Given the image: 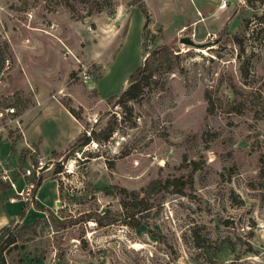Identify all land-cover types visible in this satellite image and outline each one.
<instances>
[{
  "label": "rangeland",
  "instance_id": "374dc122",
  "mask_svg": "<svg viewBox=\"0 0 264 264\" xmlns=\"http://www.w3.org/2000/svg\"><path fill=\"white\" fill-rule=\"evenodd\" d=\"M70 1L0 0V124L11 140L0 172L20 188L22 166L43 156L20 140L38 97L80 106L84 135L94 112L93 130L113 127L43 156L57 198L48 183L44 205L17 194L10 264H264V0H113L99 11ZM164 42L177 52L172 69L119 97ZM14 190L0 182L7 197Z\"/></svg>",
  "mask_w": 264,
  "mask_h": 264
},
{
  "label": "crops",
  "instance_id": "0c3cea01",
  "mask_svg": "<svg viewBox=\"0 0 264 264\" xmlns=\"http://www.w3.org/2000/svg\"><path fill=\"white\" fill-rule=\"evenodd\" d=\"M198 20L200 19H195L194 23ZM38 99L41 100L38 105L31 103L22 113L26 121L20 140L23 145H32L39 154L49 156L53 150H61L72 143L81 132L83 122L81 117L76 116L59 97H38ZM73 106L78 105L73 103ZM0 110L2 111V109ZM84 111L82 112L84 113ZM0 128L2 129L0 137V163L2 164L11 151V140L4 130L3 124H0ZM46 183L49 184L53 200H56L59 190L58 180L54 176L44 175L34 192V202L44 205L46 196L43 194V187ZM12 194L13 192L9 195ZM24 202L25 200L21 196L9 199L3 191H0V227L20 214ZM16 204L20 206L19 211H16ZM30 208L32 206H28L27 214Z\"/></svg>",
  "mask_w": 264,
  "mask_h": 264
},
{
  "label": "trees",
  "instance_id": "16d2710c",
  "mask_svg": "<svg viewBox=\"0 0 264 264\" xmlns=\"http://www.w3.org/2000/svg\"><path fill=\"white\" fill-rule=\"evenodd\" d=\"M90 1V0H88ZM93 6H95L96 10L103 9L106 5H113V0H93L90 2ZM65 4L69 7L74 8L73 3L70 0H65ZM142 10L144 13V20L142 23V35H146L147 32V25L149 21V13L144 5H142ZM89 10V9H88ZM91 11V10H89ZM146 49V48H145ZM177 52H173L172 42H164L162 44L156 45L151 48L147 53L143 55V59L138 63V65L130 72L127 83L125 87L122 89L118 96H128V97H136L137 95H142L143 90L151 83V76L156 71H163V70H170L175 65V56ZM73 70H70L72 73ZM64 104L76 115L81 116L80 111L81 107L75 108L73 105L63 101ZM114 119L110 118L108 122L100 127L98 130H91L90 134L84 135L83 133H79L75 140H79L81 142H86L89 140L90 137L96 136L101 138H107L111 134V130L113 127ZM58 152V150H53L52 155ZM58 170V167L55 168ZM43 178L42 175L39 176L37 179V185L34 187L33 192H35L38 184L40 183L41 179ZM158 181L157 179L151 180L149 184ZM3 187L6 188L9 186V182H4L0 179ZM135 197L137 196L135 193L133 194ZM123 205L127 208V204L123 202ZM125 216L133 217V221L137 220L138 217L134 215V211L131 209L130 212L125 211ZM126 222H129L130 219L124 217L123 218ZM35 219L30 222H22L19 226L29 227L34 229ZM133 223V222H132ZM139 223V220L135 224ZM11 223L3 224L0 227V264H10L8 259V254L10 253L13 244H10L12 241L15 240V235L11 231ZM23 258L20 256V260ZM231 263L233 264H250V263H241L237 259H231ZM261 264V263H257Z\"/></svg>",
  "mask_w": 264,
  "mask_h": 264
},
{
  "label": "built area",
  "instance_id": "2783aa9c",
  "mask_svg": "<svg viewBox=\"0 0 264 264\" xmlns=\"http://www.w3.org/2000/svg\"><path fill=\"white\" fill-rule=\"evenodd\" d=\"M229 3V0H217L216 3V8H225L227 7ZM209 34H216L214 31L210 32L208 31ZM6 63L8 65L9 63V58L7 57ZM1 80V78H0ZM5 112L9 114L10 120L14 119L17 123V125H20V117L19 113H17V108L14 103H11L9 105L5 106ZM0 113L2 111L0 110ZM100 118V115L96 112L90 114L88 116V120L90 122V125L86 128V133L90 134L93 124H95ZM20 127V126H19ZM22 129V128H21ZM30 149H35L32 145L28 144L27 145ZM51 164V158H44L43 156H39L35 160H29L26 164L22 166L20 169V175L24 178L23 184L20 188H16L15 181L14 179L10 176L8 170L6 167L3 168L0 172V179L3 180H8L13 187H15V194L9 195V198H15L17 197V194H20L21 196L24 195L25 197H31L34 195L33 189L37 185V179L39 178L40 175H42V171L45 168L50 167Z\"/></svg>",
  "mask_w": 264,
  "mask_h": 264
},
{
  "label": "water",
  "instance_id": "95a60500",
  "mask_svg": "<svg viewBox=\"0 0 264 264\" xmlns=\"http://www.w3.org/2000/svg\"><path fill=\"white\" fill-rule=\"evenodd\" d=\"M182 40L187 41L189 43H196V41L193 38H190L189 36H182Z\"/></svg>",
  "mask_w": 264,
  "mask_h": 264
}]
</instances>
